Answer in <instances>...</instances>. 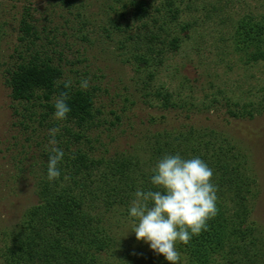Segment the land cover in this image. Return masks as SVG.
Wrapping results in <instances>:
<instances>
[{"label":"trees","instance_id":"16d2710c","mask_svg":"<svg viewBox=\"0 0 264 264\" xmlns=\"http://www.w3.org/2000/svg\"><path fill=\"white\" fill-rule=\"evenodd\" d=\"M111 1L114 19L109 23L110 30L125 36L120 44L124 47L129 44L136 72L142 66L147 70L154 62L160 64L167 49L178 50L182 39L177 34L186 32L188 25L178 26V31L172 34L179 13L173 1ZM163 9L166 14H162ZM29 10L24 9L19 21L20 44L14 49L15 61L4 69V81L20 127L27 129L28 122L36 120L40 127L58 128L52 147L62 149L65 155L58 164L61 175L53 181L47 179L50 150L44 154L46 164L39 162L41 170L33 183L37 202L23 211L11 230H1L0 264H140L147 259L148 245L141 242L133 247L130 239L118 231L123 217L114 224L108 219L116 208L123 209L122 215H118L127 218V206L134 191L152 188L150 176L155 162L164 154L176 153L205 161L213 170L212 182L217 188V213L208 221L207 230L194 236L187 245L176 244L185 264H264V226L251 217L259 196L257 175L233 139L190 117L167 128L163 126L166 122L162 114L158 118L149 117L139 136L141 143L132 145L130 153L96 157L94 141L89 136L91 129L105 124L111 130L121 117L115 115L111 121L101 119L105 106L96 104L91 91L72 83L71 87H64L69 80L53 63L47 44L37 43L43 37ZM129 21L138 24L133 28ZM234 36L235 48L246 57V63L264 58V22L243 19ZM147 77L152 79V74ZM61 92L68 94L70 112L66 120L57 121L53 118L54 103ZM254 94V101L248 98L242 104L233 101V97L227 98L224 107L229 117L223 123L229 119L251 120L263 113L264 87ZM145 96L152 97L162 108L184 106L177 93L175 97V93L153 90L146 91ZM214 103L216 99L204 105L207 112ZM113 112L110 110L109 114ZM50 139L48 133L47 140ZM143 141L146 148L140 150Z\"/></svg>","mask_w":264,"mask_h":264},{"label":"rangeland","instance_id":"374dc122","mask_svg":"<svg viewBox=\"0 0 264 264\" xmlns=\"http://www.w3.org/2000/svg\"><path fill=\"white\" fill-rule=\"evenodd\" d=\"M144 1H173L179 13L172 34L184 24L188 29L177 34L182 39L177 51L167 49L160 64L154 62L147 70L142 66L140 72L135 71L129 44L125 47L120 44L125 36L110 30L113 1H0V23L5 24L0 31V232L3 228L11 230L23 211L37 202L33 183L41 170L39 162L46 164L44 154L54 146L47 140L49 129L40 127L36 120L28 122L27 129L20 127V118L12 112L10 91L4 81V69L16 59L14 49L20 44L18 27L25 8L30 9L43 37L37 43L47 44L48 54L62 69L64 77L74 85H79L81 79H89L88 90L94 101L105 106L104 115L99 117L108 121L115 115L121 117L111 130L105 124L91 129L89 136L94 141L96 157L130 153L133 146L141 143L139 136L150 116L158 118L164 114L163 126L167 128L187 117L199 120L204 126L220 130L227 139L231 137L235 147L253 165L259 196L251 217L264 226V112L251 120L229 119L223 123L229 117L224 107L227 98L233 97V101L241 104L248 98L254 101V93L264 87V58L246 63V57L235 48L234 36L243 19L264 22V0ZM162 14H166L164 9ZM137 24V21L130 23L133 28ZM150 73L152 79L147 77ZM145 85L149 88L145 89ZM153 90L175 93V97L179 94L184 106L174 109L157 106L152 97L145 96L146 91ZM212 99L216 103L207 112L204 105ZM110 110L114 111L112 115ZM144 143L140 150L146 148ZM119 213L122 215L123 209L116 208L108 222L114 224L123 217L118 231L124 235L130 224ZM125 238L130 239L133 247L141 242L145 244L137 241L132 232ZM180 254L181 264H185ZM161 257L148 248L147 259L140 264L146 261L168 264L164 258L158 261Z\"/></svg>","mask_w":264,"mask_h":264},{"label":"clouds","instance_id":"9594fccd","mask_svg":"<svg viewBox=\"0 0 264 264\" xmlns=\"http://www.w3.org/2000/svg\"><path fill=\"white\" fill-rule=\"evenodd\" d=\"M89 79L79 82V88L87 90ZM65 88L71 87L66 81ZM67 92H61L54 103L53 118L67 119L70 112ZM58 128L49 129L51 145L56 144ZM65 153L52 147L48 155L47 179L60 177L58 164ZM213 170L200 157L184 158L179 153L164 154L151 169V189L137 188L127 206L129 232L137 241H143L155 254L163 256L168 264H181L177 242L189 241L206 231L208 221L217 213V188L212 182Z\"/></svg>","mask_w":264,"mask_h":264}]
</instances>
